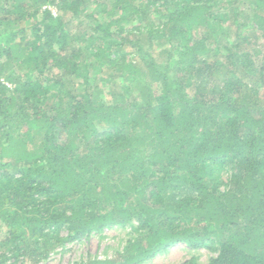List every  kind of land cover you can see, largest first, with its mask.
<instances>
[{"label":"trees","instance_id":"trees-1","mask_svg":"<svg viewBox=\"0 0 264 264\" xmlns=\"http://www.w3.org/2000/svg\"><path fill=\"white\" fill-rule=\"evenodd\" d=\"M134 222L264 264V0H0V264Z\"/></svg>","mask_w":264,"mask_h":264},{"label":"rangeland","instance_id":"rangeland-1","mask_svg":"<svg viewBox=\"0 0 264 264\" xmlns=\"http://www.w3.org/2000/svg\"><path fill=\"white\" fill-rule=\"evenodd\" d=\"M47 5L45 4V6ZM52 8L58 13L57 7L53 5ZM252 14V12L246 9V13L242 15L246 21V19H251L250 16ZM69 28L75 32L79 29V24L77 22H70ZM256 41V38L251 39V42ZM48 101L53 102V98H50ZM138 228L139 224L137 222L127 224L126 226L108 227L104 230L96 231L81 240H74L65 243V245L57 246L55 250L51 251L47 260L33 263L31 260L21 258L20 261L15 263L13 259H8L4 264H76L96 257H116L119 251L125 248L128 240L135 238L139 234ZM211 256L212 252L207 248L192 250L186 244H178L168 252L142 264H192L194 259L193 264H205Z\"/></svg>","mask_w":264,"mask_h":264}]
</instances>
